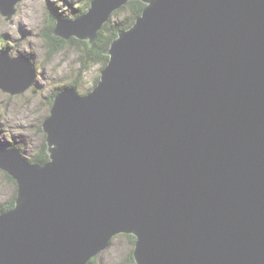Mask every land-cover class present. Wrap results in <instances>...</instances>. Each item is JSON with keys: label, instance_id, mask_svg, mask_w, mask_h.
<instances>
[{"label": "water", "instance_id": "1", "mask_svg": "<svg viewBox=\"0 0 264 264\" xmlns=\"http://www.w3.org/2000/svg\"><path fill=\"white\" fill-rule=\"evenodd\" d=\"M128 1L92 0L53 33L91 45ZM142 1L96 87L55 97L49 161L0 148L19 184L0 264H88L123 233L137 264H264V0ZM2 53L6 92L27 89L32 60Z\"/></svg>", "mask_w": 264, "mask_h": 264}, {"label": "rangeland", "instance_id": "2", "mask_svg": "<svg viewBox=\"0 0 264 264\" xmlns=\"http://www.w3.org/2000/svg\"><path fill=\"white\" fill-rule=\"evenodd\" d=\"M49 1L59 6L58 11L69 15L74 14L75 9L72 7L71 12L63 3L72 1L76 8H80L85 2ZM47 5L48 0H23L17 5V12L12 19L0 13V59L5 60L2 52H8L10 56L24 54L32 60L35 68L33 78L24 83L27 89L14 94L6 92V77L0 69V147H19L24 159L29 161L46 140L43 123L51 113V99L56 88L61 92L64 87L75 85L80 93L89 92L96 87L95 81L106 66L101 61L90 62L86 59L89 57L86 44H77L75 48L67 44L69 47L56 55L49 54L46 40L42 36L49 17ZM114 18L122 24L132 21L129 9ZM10 77L17 82L16 87L24 85V81L16 79L15 75ZM6 173L0 168V215L14 208L18 198V180L11 181ZM5 204L14 205L7 209ZM134 240L133 236L127 234L118 235L104 252L90 261L93 264H137L131 258L135 248Z\"/></svg>", "mask_w": 264, "mask_h": 264}, {"label": "trees", "instance_id": "3", "mask_svg": "<svg viewBox=\"0 0 264 264\" xmlns=\"http://www.w3.org/2000/svg\"><path fill=\"white\" fill-rule=\"evenodd\" d=\"M91 2H92V0H85L84 4L81 5L80 8H76L74 2H72V1L68 2L67 1V4L72 5V6L68 7V9L71 12H73L72 7H74L76 13L71 14L70 16L67 13H61V15H63V17L67 18V19H69L71 17L79 16V15H81L87 11V9L91 5ZM144 7H145V3H143L142 1L132 0V1H129L128 3H126L125 5H123L121 9L115 10L111 14L108 21L100 29L101 32L98 35L95 42L92 45H89L90 44L89 40H80V39H77L76 37H72L71 39H65V38L60 37V36L56 35L55 33H53L54 28H56V16L60 15V12L58 11L59 8L55 6L54 2H52V3H49V5H48L49 17H48V20L46 23V30L42 33V36L46 40V45L49 48V54L50 55H56V53L61 52L62 50H64L65 48H67L69 46H70V48H75L77 44H86L87 45L86 51L88 52V56H89L86 59H88L90 62L91 61H101L103 63V65H106L108 60H109V56L107 55L106 52L110 46L112 39H114V37L117 36L118 30H120L122 28L128 29V28L132 27V25L136 21V18L142 14ZM126 9H129V13H131V15H132V21L127 22L125 24H122L119 21H115L114 17L116 15H118V13L121 14ZM113 18H114V21L111 24V21ZM67 44L69 46H67ZM98 81L99 80L96 79L95 82L97 83ZM73 86L75 87V85H73ZM64 88H66V87H64ZM58 93H59V88H56V91L53 93V96L51 99L52 104H54V99ZM81 94H85V93H81ZM30 161L31 162H37L39 164H45L46 162L49 161V153H48V146L46 144V140L44 141L42 147H40L39 151L32 156ZM7 176L9 177V179L11 181H15V179L13 177H11L9 174H7ZM5 205L7 206V209H10L11 207H13L14 204H11V205L5 204ZM127 235L132 236L131 234H127ZM133 238L135 239L134 241H136L135 236H133ZM113 239H112V241H113ZM133 251H134V249L132 250V252ZM131 258L134 260L133 254H132ZM88 264H93V261H90Z\"/></svg>", "mask_w": 264, "mask_h": 264}, {"label": "bare ground", "instance_id": "4", "mask_svg": "<svg viewBox=\"0 0 264 264\" xmlns=\"http://www.w3.org/2000/svg\"><path fill=\"white\" fill-rule=\"evenodd\" d=\"M129 1H132V0H129ZM128 1V2H129ZM139 1H142V0H139ZM60 2H62V1H60ZM127 2V3H128ZM143 2V1H142ZM48 3H52V2H50L49 0H48ZM62 4V3H61ZM60 4V5H61ZM55 6L56 7H58L59 8V6L55 3ZM63 6H65L66 8H68V7H70V6H72L71 4H67V2L64 4L63 3ZM63 6H61V8H63ZM74 8V7H73ZM47 9H48V13H49V8H48V5H47ZM75 9V8H74ZM115 10H117V9H115ZM115 10H113L111 13H110V15H109V17L107 18V20H105L106 22L108 21V19L110 18V16H111V14L115 11ZM60 12V11H59ZM76 13V12H75ZM74 13V14H75ZM71 15V14H70ZM69 15V16H70ZM60 16H63V15H61V12H60ZM73 18H75V17H71V18H69V19H73ZM56 35H58V34H56ZM58 36H60V37H63V36H61V35H58ZM119 36V32H118V34H117V36L116 37H118ZM116 37H114V38H116ZM63 38H65V37H63ZM65 39H67V38H65ZM32 66H33V64H32ZM33 68H34V66H33ZM34 70H35V68H34ZM34 70L32 71V72H34ZM67 88V87H66ZM66 88H63V89H66ZM60 92V91H59ZM87 93V92H86ZM45 117V116H44ZM0 148H2V149H7V147H0ZM10 148V147H9ZM19 148V147H18ZM20 149V148H19ZM20 151H21V154H22V156L24 155L23 154V152H22V150L20 149ZM123 234H126V233H123ZM132 235V234H131ZM113 239V238H112ZM112 241V240H111ZM111 243V242H110ZM134 251H135V249H134ZM134 251H133V257H134V259H135V255H134ZM136 261V260H135ZM137 263V262H136Z\"/></svg>", "mask_w": 264, "mask_h": 264}, {"label": "flooded vegetation", "instance_id": "5", "mask_svg": "<svg viewBox=\"0 0 264 264\" xmlns=\"http://www.w3.org/2000/svg\"><path fill=\"white\" fill-rule=\"evenodd\" d=\"M54 20V19H53ZM133 236V235H132Z\"/></svg>", "mask_w": 264, "mask_h": 264}]
</instances>
